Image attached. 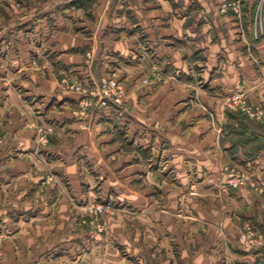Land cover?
I'll return each mask as SVG.
<instances>
[{
	"label": "crops",
	"instance_id": "crops-1",
	"mask_svg": "<svg viewBox=\"0 0 264 264\" xmlns=\"http://www.w3.org/2000/svg\"><path fill=\"white\" fill-rule=\"evenodd\" d=\"M70 2L0 0V94L14 98L10 106L22 105L24 46L44 47L46 54L40 49L32 60L33 71L37 69L32 78L46 75L39 85L46 91L37 94L48 99L55 95V101L64 103L68 123L84 126L86 118L70 110L80 95L59 82L49 66L52 59L62 61L70 76L85 79L100 76L120 58L130 83L152 62L168 67L164 85L139 90L134 85L127 104L100 107L94 114L99 132L103 119L127 124L129 139L143 145L141 166L132 162L127 167L131 179L136 170L147 174L141 197L136 185L128 186L131 203L138 200L146 207L143 247L124 249L105 242L101 234L89 243L91 236L79 233L41 253L40 242L31 241L27 246L37 256L14 264H264V245L240 238L244 221L264 232V194L248 185L233 190L223 180L232 162L264 184V125L237 122L225 109L226 97L235 92L264 105V34L255 38L252 20L241 29L235 17L220 18L218 0ZM247 2L251 18L256 2ZM25 33L32 37L24 39ZM87 49L94 51L92 67L85 62ZM40 61L47 62L46 68ZM9 103L3 102V108ZM155 156L165 158V171L163 159L147 164L145 159ZM151 230L160 241L154 252ZM39 233L34 232L36 238ZM60 233L66 234L50 230L47 237ZM73 237L81 246L72 243ZM18 248V258L31 255ZM155 256L159 261L151 262Z\"/></svg>",
	"mask_w": 264,
	"mask_h": 264
},
{
	"label": "rangeland",
	"instance_id": "rangeland-1",
	"mask_svg": "<svg viewBox=\"0 0 264 264\" xmlns=\"http://www.w3.org/2000/svg\"><path fill=\"white\" fill-rule=\"evenodd\" d=\"M70 1L73 4L74 0ZM255 2L256 10L250 18L247 0H218L219 17H235L241 29L245 28L247 21L252 20L253 34L259 38L264 34V0ZM42 36L40 33L38 37ZM23 37L28 40L32 36L25 33ZM33 38L36 39V36ZM40 49L46 54L44 47L38 49V45L24 46L22 87L19 91L23 98L22 105L10 106L14 98L4 92L0 94V264H14L16 260L25 263L50 244L61 241L65 236L76 237L79 233H88L91 236L87 238L89 243L95 240V235L101 234L107 243L124 249L128 245L142 249L145 228L143 214L146 207L138 200L137 204L131 203V190H128V186L136 185L135 190L140 192L137 196L141 197L147 174L136 170L135 180L131 179L133 172L129 173L127 167L132 162L141 166L143 158L139 155L143 145L129 139L127 124L121 127L103 119L105 122H98H102L100 125L103 127L99 132L98 127H95L94 114L100 107L127 104L132 97L134 85H137V90L164 85L169 80L168 67L165 69L163 64L152 62L134 83H130L120 58L100 76L89 75L85 79L70 76L64 70L62 61L55 63L52 59L49 66L55 70L59 82L80 95L79 102L70 110L77 118H86L84 127L68 123L64 103L55 101V95L50 96L49 100L45 95L37 94L46 91L39 87L45 74L43 79L32 78L36 74L34 71H37H33L32 60L38 59ZM85 53L86 65L92 67L95 63L94 51L87 49ZM46 64L45 61L39 62L41 68H46ZM104 77L116 81V88L105 86ZM77 86H81V89H77ZM106 89H113L115 94L105 95L103 91ZM237 93L244 92H235L226 97V111L232 113L237 122L243 120L251 125L254 122L264 125V105L252 101L245 93L248 102L258 108L257 111L263 112L260 117L228 106L229 97ZM6 100L10 103L3 108L2 103ZM208 113L215 118L213 110H208ZM262 129L264 131V127ZM252 143L253 146L254 140ZM164 146L162 143V148ZM155 158L158 163L163 159L165 171L168 167L165 158L158 159L155 156L145 160H148L147 164L153 165ZM151 165L148 167L151 168ZM224 170L223 180L233 190L248 185L255 192L264 194V190H256L248 182L236 187L229 183L233 173L244 171L252 182L264 189V184L257 181L248 168H241L231 162ZM248 226L264 236V232L251 221H244L241 239L249 242V239L243 237ZM50 230H64L66 234L47 237ZM152 230L151 248L154 252L160 241L159 234ZM36 231L40 232L39 238L35 237ZM74 237L72 243L81 246ZM31 241L40 242L37 252L28 248L27 244ZM20 246L27 249L23 252L31 255L18 258L22 252L18 248ZM157 256L152 257L151 262H158Z\"/></svg>",
	"mask_w": 264,
	"mask_h": 264
},
{
	"label": "built area",
	"instance_id": "built-area-1",
	"mask_svg": "<svg viewBox=\"0 0 264 264\" xmlns=\"http://www.w3.org/2000/svg\"><path fill=\"white\" fill-rule=\"evenodd\" d=\"M103 84L113 89H115L117 85L116 81L110 80L109 78H105V77L103 79ZM77 89H81V86H77ZM113 89L110 90L106 89L103 92L105 93V95L110 96L115 94V91ZM228 106L231 108L242 109L253 116L260 117L261 114L263 113L262 111H257L256 109L258 108L254 107V105H251L248 102L247 97L245 96L244 93H237L235 95L230 96L228 99ZM231 176L232 178L229 180V183H231L235 187L239 186L240 184H244L248 182L256 190H260V191L264 190L254 181L252 182L250 176L244 171H238L237 173H233ZM243 237L249 239V242L256 246L264 245V236L257 234L252 226L247 227L246 231L243 232Z\"/></svg>",
	"mask_w": 264,
	"mask_h": 264
},
{
	"label": "trees",
	"instance_id": "trees-1",
	"mask_svg": "<svg viewBox=\"0 0 264 264\" xmlns=\"http://www.w3.org/2000/svg\"><path fill=\"white\" fill-rule=\"evenodd\" d=\"M73 3L77 4V3H79V0H74Z\"/></svg>",
	"mask_w": 264,
	"mask_h": 264
}]
</instances>
